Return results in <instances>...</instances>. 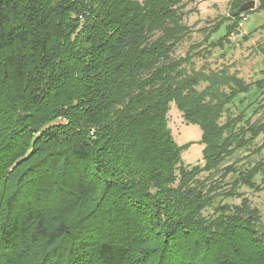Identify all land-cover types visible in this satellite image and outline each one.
Instances as JSON below:
<instances>
[{
    "label": "trees",
    "instance_id": "1",
    "mask_svg": "<svg viewBox=\"0 0 264 264\" xmlns=\"http://www.w3.org/2000/svg\"><path fill=\"white\" fill-rule=\"evenodd\" d=\"M195 1L0 0V264H264V74L206 61L226 16L174 56Z\"/></svg>",
    "mask_w": 264,
    "mask_h": 264
},
{
    "label": "rangeland",
    "instance_id": "2",
    "mask_svg": "<svg viewBox=\"0 0 264 264\" xmlns=\"http://www.w3.org/2000/svg\"><path fill=\"white\" fill-rule=\"evenodd\" d=\"M231 0H196L195 3H189L185 9H193L183 17V22L192 28L191 40L183 42L174 52V56L183 55L188 43L199 42L203 39V34L198 28L211 25L217 18L226 16L229 20L226 22H237L239 31H233L229 35V42L223 49H215L210 57H206L211 67H218L222 63H233L239 74L246 81H254L264 74L263 55L260 53L259 46H264V9L249 10L247 13L239 15V20L228 13V3ZM247 1V0H245ZM258 0H255V7ZM254 7V8H255ZM253 8V9H254ZM245 19V20H244ZM222 28L212 38L222 33ZM201 63L202 59H195ZM256 96V95H255ZM257 101L264 102V94L258 93ZM243 103L241 106H243ZM237 109L236 105L232 107ZM264 115V108L261 111ZM258 114L255 116L257 117ZM254 118V117H253ZM168 125L171 129L174 140L177 144H188L182 150L181 159L185 165L201 163L202 144L199 142L201 130L195 124L186 123L181 113L173 103L170 104L168 111ZM261 139L259 140V142ZM245 154L244 150L238 151L234 156L226 159L224 164L231 162L234 158ZM264 155V152H263ZM256 206L262 215L264 222V190L253 192L245 187L240 189ZM231 202L238 203L239 199H232Z\"/></svg>",
    "mask_w": 264,
    "mask_h": 264
},
{
    "label": "water",
    "instance_id": "3",
    "mask_svg": "<svg viewBox=\"0 0 264 264\" xmlns=\"http://www.w3.org/2000/svg\"><path fill=\"white\" fill-rule=\"evenodd\" d=\"M255 7V0H247L245 2H243L240 6H239V10L241 11H245V10H251Z\"/></svg>",
    "mask_w": 264,
    "mask_h": 264
},
{
    "label": "bare ground",
    "instance_id": "4",
    "mask_svg": "<svg viewBox=\"0 0 264 264\" xmlns=\"http://www.w3.org/2000/svg\"><path fill=\"white\" fill-rule=\"evenodd\" d=\"M243 14V13H242Z\"/></svg>",
    "mask_w": 264,
    "mask_h": 264
},
{
    "label": "built area",
    "instance_id": "5",
    "mask_svg": "<svg viewBox=\"0 0 264 264\" xmlns=\"http://www.w3.org/2000/svg\"><path fill=\"white\" fill-rule=\"evenodd\" d=\"M245 20V19H244Z\"/></svg>",
    "mask_w": 264,
    "mask_h": 264
}]
</instances>
